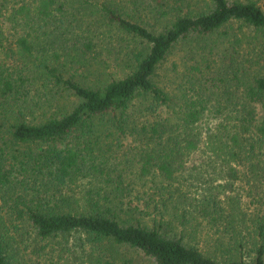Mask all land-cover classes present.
Masks as SVG:
<instances>
[{"label": "trees", "instance_id": "1", "mask_svg": "<svg viewBox=\"0 0 264 264\" xmlns=\"http://www.w3.org/2000/svg\"><path fill=\"white\" fill-rule=\"evenodd\" d=\"M0 264H264V1L0 0Z\"/></svg>", "mask_w": 264, "mask_h": 264}, {"label": "rangeland", "instance_id": "2", "mask_svg": "<svg viewBox=\"0 0 264 264\" xmlns=\"http://www.w3.org/2000/svg\"><path fill=\"white\" fill-rule=\"evenodd\" d=\"M262 1H264V0H262ZM205 4H206L205 2L201 1L200 4H198L197 8H199V7L202 8V7H204ZM184 53L185 52L183 51L182 56L184 55ZM172 61H173V58L170 59L168 62H166L165 65L163 66V71H162V75H163V79L162 80L163 81H165L167 79V77L173 76V73H177L178 72V71L176 72V71H174L172 69ZM179 71L182 72L183 69L181 67H179ZM168 89L173 91V86H170ZM259 113H261V109L260 108H259Z\"/></svg>", "mask_w": 264, "mask_h": 264}]
</instances>
